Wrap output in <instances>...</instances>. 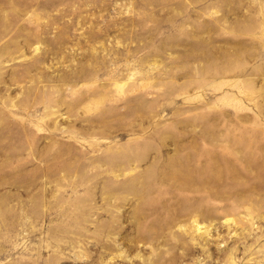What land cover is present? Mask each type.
<instances>
[{"label": "rangeland", "instance_id": "374dc122", "mask_svg": "<svg viewBox=\"0 0 264 264\" xmlns=\"http://www.w3.org/2000/svg\"><path fill=\"white\" fill-rule=\"evenodd\" d=\"M0 264H264V0H0Z\"/></svg>", "mask_w": 264, "mask_h": 264}]
</instances>
